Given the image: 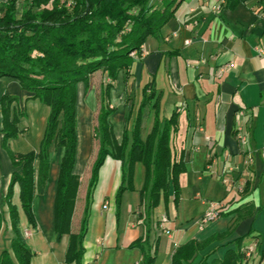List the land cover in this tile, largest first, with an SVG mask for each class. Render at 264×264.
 I'll return each instance as SVG.
<instances>
[{"label":"crops","instance_id":"0c3cea01","mask_svg":"<svg viewBox=\"0 0 264 264\" xmlns=\"http://www.w3.org/2000/svg\"><path fill=\"white\" fill-rule=\"evenodd\" d=\"M187 39L189 44L184 43ZM102 79L98 86L92 83L88 91L83 82L76 88L73 173L79 176V186L69 231L59 234L55 227L63 147L51 149L46 180L35 185L33 223L21 207L18 184L13 187L11 203L17 207L19 234L31 251L30 264H75L66 255L71 235L80 231L84 215V264H148L144 260L147 254L154 258L152 264H172L179 246L218 234L221 237L195 252L189 264L222 260L228 249L237 246L244 254L237 264H264V160L256 152L246 165L235 137L236 113L245 109L242 122L247 147L256 150L264 144V0H241L232 9L225 0H184L159 34L146 39L127 79L121 71L109 90L112 139L117 145L126 139V150L136 124L141 141L152 132L155 109L151 104L155 100L161 126L176 113L177 128L170 133V145L174 160L182 164L177 198L170 186L150 207V185L142 192L146 166L136 161L133 188L122 193L117 212L122 162L107 156L86 205L90 169L98 149L94 127L97 96L105 82ZM145 85L150 86L148 92L153 96L138 117ZM3 94L14 98L10 119L17 116L19 133L3 142L0 106V254L10 250L15 235L4 197L12 172H20L21 166L12 164L10 154L39 150L49 114V107L32 92L21 89L16 79L0 78V98ZM82 180L86 189L79 207L80 225L74 231ZM217 200L227 202L228 209L201 223L209 202Z\"/></svg>","mask_w":264,"mask_h":264},{"label":"trees","instance_id":"16d2710c","mask_svg":"<svg viewBox=\"0 0 264 264\" xmlns=\"http://www.w3.org/2000/svg\"><path fill=\"white\" fill-rule=\"evenodd\" d=\"M18 0H0V78L18 80L21 89L32 92L49 107L44 136L37 152L11 153L14 166L4 201L14 237L10 250L0 254V264H30L31 251L19 234L17 207L11 203L13 187L19 186L21 207L33 223L32 200L35 185L46 180L51 149L63 147L59 178L55 195V227L59 234L69 231L74 202L79 186V176L73 173L75 162L76 134V88L79 82L91 87L97 75L106 78L97 96L98 113L94 127L98 149L90 169L86 192V205L97 182L98 172L107 156L122 162L121 183L116 192V207L119 210L122 193L132 189L133 165L142 161L146 166L145 185L149 187L153 207L159 193L166 194L169 187L178 196V175L182 171L181 160L175 161L170 145V133L177 128V117H171L160 125L159 104L155 109V123L145 142L138 135V125L133 131V140L128 150L127 141L117 145L112 139L109 115L113 108L107 99L122 71L124 80L130 74L134 57L141 56L142 47L149 36H157L161 28L175 16L184 0H21L22 9L17 14ZM241 0H225L234 8ZM133 53V54H132ZM149 85L143 88L139 115L151 103L153 92ZM13 97L3 94L0 106L3 117V142L16 137L17 116L10 119ZM142 112V113H141ZM126 137V135H125ZM37 163V166H36ZM3 220L0 212V224ZM86 227V215L82 218L80 231L71 235L66 258L75 264H84L82 239ZM221 235L205 241H190L179 246L172 256V264L188 263L198 250L204 249ZM244 254L239 248L228 249L222 260L209 264H237ZM153 257L144 260L152 264ZM198 264H207L201 260Z\"/></svg>","mask_w":264,"mask_h":264},{"label":"built area","instance_id":"2783aa9c","mask_svg":"<svg viewBox=\"0 0 264 264\" xmlns=\"http://www.w3.org/2000/svg\"><path fill=\"white\" fill-rule=\"evenodd\" d=\"M190 42H191L190 39L184 41L185 44H189ZM244 115H245V109L239 110L236 113L237 126L235 131V137L238 141L240 152L244 154V158H243L244 163L246 165H249L252 162L254 158V154L256 152L259 153L262 159L264 160V144L259 149L256 150L247 147V143H248L247 133L243 130V122H242V118ZM226 181L227 180L224 179V182ZM227 209H228V203L225 202L224 200L209 202L207 210L203 213L201 217V223H207L215 219L216 217L221 215L223 211H226ZM165 220L166 218H163L162 222H164Z\"/></svg>","mask_w":264,"mask_h":264},{"label":"rangeland","instance_id":"374dc122","mask_svg":"<svg viewBox=\"0 0 264 264\" xmlns=\"http://www.w3.org/2000/svg\"><path fill=\"white\" fill-rule=\"evenodd\" d=\"M155 3H158V0H155ZM21 9H22V1L21 0H18L17 1V14L19 15L20 12H21ZM103 80V79H102ZM101 81V78L99 77V75H97L95 78H93L92 80V83H94L96 86L99 85ZM108 80L105 78V82H107ZM92 116L94 117L95 114L94 112L92 113ZM86 189V181L85 180H82L81 184H80V195L78 196V201H77V212L75 214V217H74V222H73V225H72V228L74 231H77L78 228H79V225H80V215H81V208L80 207V204H81V198L83 197V194H84V191Z\"/></svg>","mask_w":264,"mask_h":264}]
</instances>
